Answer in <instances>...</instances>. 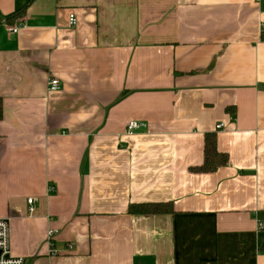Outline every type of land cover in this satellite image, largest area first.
<instances>
[{
    "label": "crops",
    "instance_id": "obj_1",
    "mask_svg": "<svg viewBox=\"0 0 264 264\" xmlns=\"http://www.w3.org/2000/svg\"><path fill=\"white\" fill-rule=\"evenodd\" d=\"M29 3L17 33L0 25L12 255L264 264V0H0V13ZM209 134L229 161L194 172ZM146 204L173 211L129 213Z\"/></svg>",
    "mask_w": 264,
    "mask_h": 264
},
{
    "label": "trees",
    "instance_id": "obj_2",
    "mask_svg": "<svg viewBox=\"0 0 264 264\" xmlns=\"http://www.w3.org/2000/svg\"><path fill=\"white\" fill-rule=\"evenodd\" d=\"M30 3L25 5L20 10L3 17L0 13V25L5 22L8 26L16 24L17 21L24 18L26 10ZM3 118V100L0 98V121ZM229 161L228 155L219 152L217 148V140L214 134L206 135L205 148H204V162L201 166L192 168L194 172H214L220 167L226 165ZM173 209L170 205L165 204H146V205H131L129 213L131 214H143L152 215L160 213H169ZM264 225V221H263Z\"/></svg>",
    "mask_w": 264,
    "mask_h": 264
},
{
    "label": "built area",
    "instance_id": "obj_3",
    "mask_svg": "<svg viewBox=\"0 0 264 264\" xmlns=\"http://www.w3.org/2000/svg\"><path fill=\"white\" fill-rule=\"evenodd\" d=\"M70 26L74 27L77 24V18L75 15L70 16L69 20ZM19 27L9 26L8 31L12 34L17 33ZM62 83L61 81L53 77L48 82V90L51 92H56L61 90ZM142 124L136 121H132L127 126V133L132 134L133 132L137 131ZM224 124H220L217 126V129H221ZM36 198H29L27 200L29 206V213L32 215L35 211V207L37 204ZM259 226L263 228V223L260 222ZM57 233L56 230L51 229L47 233V238L49 241H52ZM0 264H25V260L22 257L13 256L11 253V244H10V224L8 218H0Z\"/></svg>",
    "mask_w": 264,
    "mask_h": 264
}]
</instances>
